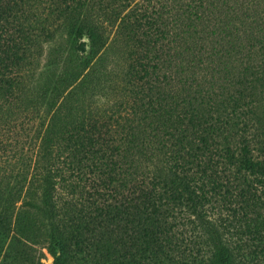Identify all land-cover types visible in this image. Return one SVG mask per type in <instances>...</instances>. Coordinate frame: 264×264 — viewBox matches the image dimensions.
Returning a JSON list of instances; mask_svg holds the SVG:
<instances>
[{"label": "trees", "instance_id": "obj_1", "mask_svg": "<svg viewBox=\"0 0 264 264\" xmlns=\"http://www.w3.org/2000/svg\"><path fill=\"white\" fill-rule=\"evenodd\" d=\"M57 26L75 60L63 87L81 77L83 91H61L43 133L34 130L28 181L0 172V264L24 179L23 206L49 221L53 264L71 251L80 263L93 237L95 247L110 238L111 264H235L205 207L233 195L232 169L264 184V0H0V126L17 116L11 105L38 115L18 86L32 69L20 72ZM106 79L111 96L98 104L90 97Z\"/></svg>", "mask_w": 264, "mask_h": 264}, {"label": "rangeland", "instance_id": "obj_2", "mask_svg": "<svg viewBox=\"0 0 264 264\" xmlns=\"http://www.w3.org/2000/svg\"><path fill=\"white\" fill-rule=\"evenodd\" d=\"M112 29L110 27L106 34L105 48L107 49L108 47L111 48V46H108V41L112 36ZM111 51L107 52L108 68L114 66L112 72L115 73L117 71L116 58ZM71 53L72 50L69 47L64 30L57 26L53 35L42 41L39 55L33 65L27 64L20 72L23 76H27L32 69L25 84H19L18 86L24 91L26 89L30 99L38 105L39 111L36 118L31 119L27 115L29 113L24 111L25 106L30 107L27 102L17 107L11 105L9 111L11 113L15 111L17 116L0 126V168L1 166L3 168L0 169V172L5 171L6 178L11 177L12 182H17L18 173H26L28 181L30 164L27 157L34 156L38 145L37 141H39L38 138L32 140L36 133L34 130L43 133L55 106L61 100L62 94L66 92L64 89L75 88L83 91L81 77L76 79L75 82L73 81L70 87H63L67 70L72 69V65L75 64V60L72 61L74 56ZM111 85L112 81L107 79L105 82H99L95 86L93 94L89 97L98 104L106 103L107 98L111 96L109 93ZM28 87L30 90L27 89ZM18 101L22 102L21 100ZM224 111L228 114L231 112L228 108ZM255 139H251L250 146L255 148L254 154H258ZM18 152L26 159L27 163H22L20 159L18 161V155L16 154ZM21 156L20 158H22ZM233 172L236 173L235 169L227 171L226 174L231 182L229 187L233 195L228 193L223 201L219 199L220 197H217L212 203L207 204L205 208L209 211L208 218L221 231L222 239L226 242L228 248L233 250L235 264H264V184L252 178L253 176L246 181L248 183H245L242 178L237 179L239 173L235 178ZM27 181L25 179L22 181L24 189L16 202V210L19 211V215L11 220L13 228L11 234H14L16 240L11 246L10 257L4 264H53L54 257L49 250L52 234L49 230V221L45 220L40 210L32 208L28 210L27 206H23ZM237 183L240 184L238 189L236 188ZM241 188H246V192H239L238 190ZM245 204L248 206H245ZM181 220L179 223L184 224L186 235L193 236L194 234L191 233L199 231L198 228L193 227L187 218ZM198 235H201V233ZM203 238L204 236H199V239L203 240ZM94 239V237L91 238L92 241ZM92 241H89V251L84 260L80 263L75 262L71 258L73 254L71 251L66 264H111L108 256L112 255L111 251L113 250H109L110 246L106 245V242L110 243V238L103 237V244L98 245V247H95L91 243ZM211 248L212 244L209 241L203 242L199 256L207 257Z\"/></svg>", "mask_w": 264, "mask_h": 264}]
</instances>
